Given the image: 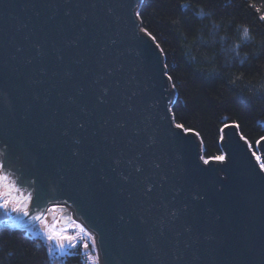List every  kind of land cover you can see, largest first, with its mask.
<instances>
[{"label": "water", "instance_id": "obj_1", "mask_svg": "<svg viewBox=\"0 0 264 264\" xmlns=\"http://www.w3.org/2000/svg\"><path fill=\"white\" fill-rule=\"evenodd\" d=\"M138 3L0 0V166L32 197L0 229L66 203L99 264H264V173L233 124L223 164L175 128Z\"/></svg>", "mask_w": 264, "mask_h": 264}, {"label": "trees", "instance_id": "obj_2", "mask_svg": "<svg viewBox=\"0 0 264 264\" xmlns=\"http://www.w3.org/2000/svg\"><path fill=\"white\" fill-rule=\"evenodd\" d=\"M137 12L140 28L164 49L176 84L172 120L196 135L201 157L221 155L227 124L254 150L264 136V0H139ZM0 264H84V258L79 248L50 257L28 232L0 229Z\"/></svg>", "mask_w": 264, "mask_h": 264}, {"label": "snow or ice", "instance_id": "obj_3", "mask_svg": "<svg viewBox=\"0 0 264 264\" xmlns=\"http://www.w3.org/2000/svg\"><path fill=\"white\" fill-rule=\"evenodd\" d=\"M182 7H186V5H182ZM257 11H259V9ZM135 15L138 20L141 19V14L139 12L135 13ZM260 19L264 20V15H262ZM140 31L153 41L155 48L158 49L161 54H164V49L161 47L160 43L157 42L155 36H153L145 28H140ZM244 36L245 38H248L247 29L244 30ZM167 69L168 65L163 64L161 68L162 78L165 79L167 83L171 84L172 89L175 90L176 84L173 82V77L167 72ZM169 111H171V109H169ZM174 126L175 128L182 129L185 132L189 131L187 129H183V125L179 123ZM225 127H227V125H225ZM223 131L224 129L222 128L221 132ZM241 139H244V137H241ZM261 140H264V137H261ZM245 143H247V141H245ZM257 143L259 144L260 141H257ZM253 155L256 158L257 164H259L260 172L264 173V162H262L261 156L256 155L255 152ZM215 160L223 164L225 162V156H217L215 157ZM204 163L208 164V160H204ZM0 189L4 190L3 192H0V209H3L5 212H15L18 215L26 217L30 215L29 203L32 200L31 195H25L23 190L17 185V182L10 180L8 175L4 173L2 166H0ZM10 205L13 206L10 208ZM45 211L51 212L53 209L49 208ZM45 211L32 216V219L37 223H44ZM72 223L73 228L71 230H69L66 225H61L57 228L55 222L51 225L44 224L43 236L48 242L50 253L53 251V245H55V250L62 255L69 254V250L76 249L78 245L82 246L85 250H88L90 244L91 252L96 251L97 244L94 235L86 230V228L81 224L75 223V221ZM87 261L88 264H98V257L87 254Z\"/></svg>", "mask_w": 264, "mask_h": 264}, {"label": "rangeland", "instance_id": "obj_4", "mask_svg": "<svg viewBox=\"0 0 264 264\" xmlns=\"http://www.w3.org/2000/svg\"><path fill=\"white\" fill-rule=\"evenodd\" d=\"M254 152L256 153V155H259L257 150H256V147H254V150H252V153H254ZM254 158H255V156H254ZM201 160L204 162V160H206V159L202 158ZM255 160H256V158H255ZM8 177L10 180H12L11 176H8ZM22 190L25 191L24 189H22ZM3 191H4L3 189H0V192H3ZM12 206L13 205H10L9 207L11 208ZM49 208L53 209V211H51V212L45 211L44 223H37L35 221L30 226L23 227L22 230L28 232L30 234V236L40 239L44 243V246H45V249H46L48 255L51 257L52 255L57 256V255H62V254H60L58 251L55 250V245H53V251L51 253L49 252L48 242L44 239V236H43L44 224L51 225L55 222L57 228H59L61 225H66L69 228V230H71L73 228L72 222L75 220L74 219H67L66 220L65 217H63L61 215L62 212L65 211V209L60 208L58 205H54V204L49 205L45 210H47ZM13 214H15V212H11V211L5 212L3 209H0V216L2 217L0 220H3V219L8 220V219L12 218ZM70 218H73L71 213H70ZM75 223H78V222L75 221ZM6 230H8V229H6ZM15 230H18V229H15ZM78 248L80 249L81 253L83 254L84 264H88L87 254H90V255L97 257L96 251L91 252V245L90 244H89L88 250H85L82 246L78 245L76 249L69 250V253H74Z\"/></svg>", "mask_w": 264, "mask_h": 264}, {"label": "bare ground", "instance_id": "obj_5", "mask_svg": "<svg viewBox=\"0 0 264 264\" xmlns=\"http://www.w3.org/2000/svg\"><path fill=\"white\" fill-rule=\"evenodd\" d=\"M61 206H63V208L66 210V212H69V213H70V212H73V211H72V208H71L68 204L63 203ZM16 214H17V213H15V214H13V215H16ZM20 216H21V215H17L16 217L12 216V218H11V219H8L5 223H6V224H8V223H12L13 221L17 220ZM34 222H35V221L31 222L30 225L33 224ZM30 225H28V226H30ZM28 226H26V227H28ZM100 264H102V262H101Z\"/></svg>", "mask_w": 264, "mask_h": 264}]
</instances>
